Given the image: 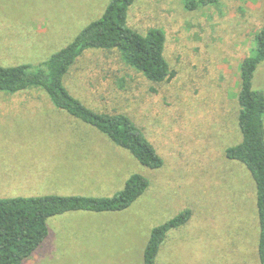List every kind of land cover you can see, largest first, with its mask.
<instances>
[{
	"label": "rangeland",
	"instance_id": "obj_1",
	"mask_svg": "<svg viewBox=\"0 0 264 264\" xmlns=\"http://www.w3.org/2000/svg\"><path fill=\"white\" fill-rule=\"evenodd\" d=\"M111 0H0V65L46 62L100 19ZM128 24L166 35L172 76L147 80L118 51L87 50L65 86L91 109L124 114L162 157L142 165L93 127L58 109L39 89L0 91V198L112 197L133 174L149 187L124 211L49 218V235L22 264H143L150 234L183 211L159 264H261L254 180L226 150L242 141L240 67L264 26V0H135ZM264 93V63L254 76ZM172 261V263H171Z\"/></svg>",
	"mask_w": 264,
	"mask_h": 264
},
{
	"label": "trees",
	"instance_id": "obj_2",
	"mask_svg": "<svg viewBox=\"0 0 264 264\" xmlns=\"http://www.w3.org/2000/svg\"><path fill=\"white\" fill-rule=\"evenodd\" d=\"M135 0H111L102 17L84 28L66 47L37 66L0 65V91L10 94L43 90L58 108L93 127L117 146L127 150L142 165L159 169L164 161L137 126L124 114H107L87 107L72 96L65 78L87 50H115L128 66L147 80L163 83L172 76L165 58L166 35L159 28L140 33L128 24ZM185 9L219 6L220 0H183ZM264 63V26L255 37L251 54L240 67L239 127L242 141L226 150L228 159L240 162L250 172L256 187L259 224L258 254L264 264V93L254 88L258 67ZM149 187L142 175L130 176L112 197L45 195L0 198V264H22L47 238L49 218L68 212H115L128 209ZM192 211L186 210L152 230L143 264H156L170 231L186 225Z\"/></svg>",
	"mask_w": 264,
	"mask_h": 264
},
{
	"label": "crops",
	"instance_id": "obj_3",
	"mask_svg": "<svg viewBox=\"0 0 264 264\" xmlns=\"http://www.w3.org/2000/svg\"><path fill=\"white\" fill-rule=\"evenodd\" d=\"M110 140V139H109ZM49 235V234H48ZM165 243V242H164ZM164 245V244H163ZM163 245H162V247H163ZM162 247H161V249H160V252L159 253H161V250H162ZM159 255V254H158ZM160 256V255H159ZM159 258V257H158ZM171 263H172V261H171ZM156 264H159L158 263V259H156Z\"/></svg>",
	"mask_w": 264,
	"mask_h": 264
}]
</instances>
